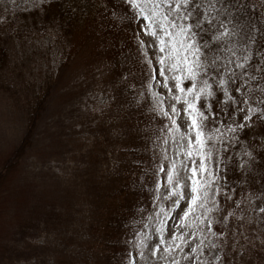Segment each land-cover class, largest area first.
<instances>
[{
  "label": "rangeland",
  "instance_id": "obj_1",
  "mask_svg": "<svg viewBox=\"0 0 264 264\" xmlns=\"http://www.w3.org/2000/svg\"><path fill=\"white\" fill-rule=\"evenodd\" d=\"M48 1L0 0L9 57L0 79V171L25 134L26 98L51 82L32 145L0 190V264H264V185L245 181L226 195L205 168L198 185L190 179L202 146L189 147L194 133L180 111L195 90L175 88L176 76L181 87L186 80L184 35L172 37V60L141 28L168 24L160 8L147 4L156 15L143 21L125 0H100L104 12L88 22L85 50L60 69L57 34L27 16ZM142 74L155 98L146 111L135 84ZM140 158L156 171L141 173L130 191Z\"/></svg>",
  "mask_w": 264,
  "mask_h": 264
},
{
  "label": "trees",
  "instance_id": "obj_2",
  "mask_svg": "<svg viewBox=\"0 0 264 264\" xmlns=\"http://www.w3.org/2000/svg\"><path fill=\"white\" fill-rule=\"evenodd\" d=\"M101 8L100 0H49L27 16L32 25L39 24L43 29L57 34L56 42L61 43L59 46L63 55L60 69L65 70L77 59L82 48L85 50L88 22L102 16L104 11ZM159 8L163 16L168 17L167 23L173 24L171 30L191 24L197 32L195 36L188 33V38L195 40L197 47L201 48L200 53L191 56L192 60L199 62L200 68L193 67L197 77L194 81L186 79L184 87L194 83L197 92L209 85L204 90L212 93L194 102L204 113L202 123L206 124L203 129L204 145L195 160L196 168H205L214 185L226 195L238 192L245 181H260L264 185V71H261L264 69V0H196V6L181 5L178 9L175 0H171L160 3ZM184 15L190 19L186 21ZM197 15L208 21L204 31L194 27V17ZM20 16L27 19L24 14ZM229 20L230 24L227 23ZM220 21L226 23L232 35L214 39L219 31H223L219 26ZM104 34L108 36L109 29ZM245 56L248 57L247 61L243 59ZM8 59V53L0 43V79ZM238 64L244 67H237ZM221 79L225 81L224 85H220ZM147 80L148 77L142 74L141 79L138 80L137 76L135 81L142 95L144 111L152 109L155 102L148 91ZM236 87L241 90L235 91ZM50 91L51 82H47L26 98L25 134L0 171V190L18 170L21 159L31 147ZM225 91L227 96L224 95ZM245 116L249 119L245 120ZM243 146L247 150L254 147L251 155L241 153ZM243 154L249 156L243 158ZM133 165L136 171L126 182L130 191L137 188L141 173L143 179H147L156 171V167L147 165L141 158L139 163Z\"/></svg>",
  "mask_w": 264,
  "mask_h": 264
},
{
  "label": "snow or ice",
  "instance_id": "obj_3",
  "mask_svg": "<svg viewBox=\"0 0 264 264\" xmlns=\"http://www.w3.org/2000/svg\"><path fill=\"white\" fill-rule=\"evenodd\" d=\"M163 2H171V0H125V3H128L131 5L133 9H138V16L136 18H143V21H151L152 18L156 15V12L153 11L151 15H148L145 11V7L147 4L151 3L154 8H159L160 3ZM177 9L181 6H187V7H193L196 6V0H175ZM163 19L165 21H168V17L164 16ZM184 19L187 21L190 19L189 16L184 15ZM196 23H195V29H200L201 31H204V26L208 23V21L202 19L198 15L194 17ZM228 24L231 23V21H227ZM220 28L223 29V31H219L218 35L214 37V39H220L223 38L225 35H232V32L230 29L226 26V23L224 21H220ZM173 27V24L169 22L166 26L164 24H161L158 30H150L151 26L150 25H141V28L145 30V34H151L156 40V43L153 45L154 48H158L160 53H165L166 51L170 52V58L172 60H175L176 55L178 54L176 52V44L175 41L172 39L173 36L175 35H184L183 42L180 44L181 48H184L185 45L187 47L185 48V55L183 59V65L184 67L181 69L182 72L185 73V79H189L191 81H194L197 77V72L193 71V67L195 68H200V64L196 60L189 59L190 56H194L198 53L201 52V48L197 47L196 41L188 38V33H191L192 36L197 35V32L194 30L193 26L191 24L186 25L184 27L179 28V31L177 33H173L168 31L167 29H170ZM207 47V45H205ZM245 61L248 60V57L245 56L243 58ZM166 57L164 55H161L158 57V63L160 65L165 64ZM191 65V66H190ZM237 67H244L243 64H238L236 65ZM168 69L161 67L159 70V74L161 76H165V72ZM175 70V69H173ZM231 71V69H229ZM261 71H264V69H261ZM233 75H235L233 73ZM155 78V77H153ZM264 78V77H262ZM176 84L175 88L180 91L184 92L185 89L188 93H193L196 85L193 83L191 86L185 85V87H181V78L180 76H176ZM235 83V81H233ZM225 81L223 79L220 80V85H224ZM164 86L167 87V77H165L164 80ZM209 87V85H205L204 88ZM204 88H202L200 91H197L194 93V97L196 100H199L203 97L211 96V92H205ZM235 91H240L241 89L239 87H236L234 89ZM227 91L224 92V95L227 96ZM177 102L180 101V97H176ZM184 104L185 107L181 109L186 116H187V121H188V128L191 133H194V135L189 136V147L191 148L192 146H203L204 145V127H206L205 123H202V118L204 117V113L200 111L199 108L196 107L195 103H193L191 100L185 98L184 99ZM180 111H178L175 107V105L172 106V112L174 115H179ZM195 113V115H193ZM249 119L248 116H245V120ZM173 123H176L175 119L172 120ZM192 153L191 151L188 152V156L191 157ZM201 164H203V161H201ZM174 168V166H173ZM161 171H164V169H161ZM205 171V169L201 166L199 169L193 168L191 169L192 176L191 180L193 184L198 185L199 181L197 177L202 174ZM172 171H168V178H172ZM177 187L179 185H176ZM192 192L196 193L197 192V187H192ZM197 199L196 195H193L191 199L188 201V206L189 208L192 207V204L195 202ZM188 212H184V216H187ZM155 254V253H154Z\"/></svg>",
  "mask_w": 264,
  "mask_h": 264
}]
</instances>
